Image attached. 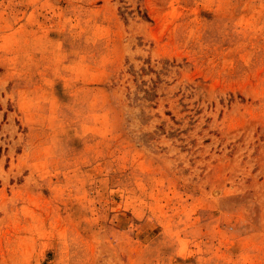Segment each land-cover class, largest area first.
I'll return each instance as SVG.
<instances>
[{"label":"rangeland","instance_id":"obj_1","mask_svg":"<svg viewBox=\"0 0 264 264\" xmlns=\"http://www.w3.org/2000/svg\"><path fill=\"white\" fill-rule=\"evenodd\" d=\"M0 264H264V0H0Z\"/></svg>","mask_w":264,"mask_h":264}]
</instances>
